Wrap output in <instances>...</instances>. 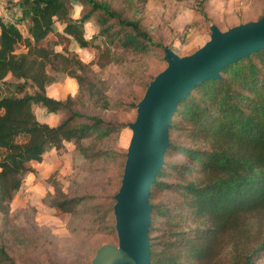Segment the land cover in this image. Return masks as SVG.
Segmentation results:
<instances>
[{"label": "trees", "instance_id": "trees-1", "mask_svg": "<svg viewBox=\"0 0 264 264\" xmlns=\"http://www.w3.org/2000/svg\"><path fill=\"white\" fill-rule=\"evenodd\" d=\"M206 2L197 0V5L202 9ZM124 3L125 11L106 0L5 1L9 19L0 18V224L25 175L33 172L32 163L47 151L60 155L72 144L83 157L98 160L105 153L83 142L124 127L73 111L70 96L55 100L46 92L62 75L74 81L77 92L109 109L106 85L87 76L90 67L119 63L116 50L164 52L167 47L125 16L133 9L131 0ZM74 4L82 8L79 17L73 15ZM89 21L96 32L86 38ZM71 45L92 53V60L83 63ZM159 67L143 93L124 104L126 110L136 115L149 82L166 67L164 58ZM33 106L67 116L49 126L37 120ZM119 154L115 191L86 208L97 226L94 232H105L112 245H117L112 207L126 150ZM51 187L44 203L59 218L80 213L91 197H68L56 183ZM148 202L150 264H260L264 259V50L230 64L218 79L204 81L177 104ZM0 264H16L1 244Z\"/></svg>", "mask_w": 264, "mask_h": 264}, {"label": "rangeland", "instance_id": "rangeland-1", "mask_svg": "<svg viewBox=\"0 0 264 264\" xmlns=\"http://www.w3.org/2000/svg\"><path fill=\"white\" fill-rule=\"evenodd\" d=\"M106 1L115 9L125 11L127 8L124 0ZM3 2H0L1 8ZM130 6L133 10L128 9L125 16L137 20L154 43L182 57L192 54L209 40V25L214 24L224 31L256 20L263 13L264 0H207L202 9L197 0H131ZM72 9L74 17H79L82 8L74 4ZM95 32L92 21L85 23L86 38ZM70 48L83 63L93 58L92 53L76 45ZM115 54L120 57L119 63L103 69L91 66L87 73L90 79L105 83L109 109H102L85 93L77 92L74 81L62 75H57L56 81L46 90L55 100L70 96L73 111L124 127L119 133L101 140L91 138L83 142L105 153L98 160L87 159L72 144H66L65 153L58 155L50 150L41 161L32 163L33 172L25 175L10 203L7 220L0 224V244L16 264H90L98 248L113 241L105 232H94L97 226L86 208L101 204L104 196L115 191L119 153L127 149L131 138L127 124L135 117L124 104L143 93L144 83L161 69L160 59L164 58V52L134 54L116 50ZM117 103L120 106H116ZM33 112L39 122L49 126L57 125L67 116V113L49 114L39 106H33ZM52 182L68 197H91L79 208L80 213L59 218L44 203L53 193ZM222 258H227L225 252ZM260 264H264V259Z\"/></svg>", "mask_w": 264, "mask_h": 264}, {"label": "water", "instance_id": "water-1", "mask_svg": "<svg viewBox=\"0 0 264 264\" xmlns=\"http://www.w3.org/2000/svg\"><path fill=\"white\" fill-rule=\"evenodd\" d=\"M209 40L187 56L164 48L166 67L148 84L128 124L131 138L112 207L117 245L105 244L90 264H150L148 228L150 186L163 164L168 129L177 104L206 80L260 50H264V10L254 21L225 31L209 26Z\"/></svg>", "mask_w": 264, "mask_h": 264}, {"label": "crops", "instance_id": "crops-1", "mask_svg": "<svg viewBox=\"0 0 264 264\" xmlns=\"http://www.w3.org/2000/svg\"><path fill=\"white\" fill-rule=\"evenodd\" d=\"M2 0H0L1 2ZM4 5L1 8L2 5H0V18H3V20L7 21L9 19V11L5 10L4 6H5V0H4Z\"/></svg>", "mask_w": 264, "mask_h": 264}]
</instances>
